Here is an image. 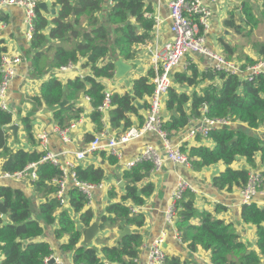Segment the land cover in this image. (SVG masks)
<instances>
[{
  "label": "trees",
  "instance_id": "16d2710c",
  "mask_svg": "<svg viewBox=\"0 0 264 264\" xmlns=\"http://www.w3.org/2000/svg\"><path fill=\"white\" fill-rule=\"evenodd\" d=\"M104 2L105 0H54L58 13L49 35L46 33L49 27L48 20L40 7L36 12L31 39V49L34 51L33 73L42 75L46 71V50H51L47 45L48 39L67 43L76 41L71 48L56 49L50 62L53 68L61 69L86 60V66H90L92 70V76L87 79L89 88L84 81L76 79L69 82L65 90L61 81L52 79L43 85L41 97L35 99L37 103H43L49 108L57 107L54 117L59 128L63 130L80 117L81 110H76L72 104H67L63 108L60 105L65 101H73L76 94L81 91L91 98L93 112L90 120L96 126V132L103 130L98 107L103 103L106 88L100 80L112 79L115 76L114 60H110L112 47L118 56L130 60L134 56L132 51L135 46L152 40L155 20L147 17L150 12L148 0H113V5L107 12ZM257 2L262 4L264 16V0H249L243 8L245 24L251 30L259 23L252 5ZM84 16L92 29L90 32L81 31L80 21ZM225 25L238 33L242 32V26L237 24L234 14ZM222 45L225 54L233 53L229 44ZM257 49L264 60V44L258 45ZM5 54L6 49L0 43V65ZM256 62L248 61L241 68L243 73L249 66L259 63ZM152 75L150 73L149 76L142 77L134 83V96L144 101L147 109L149 103L145 99L150 98L154 92ZM217 77L220 85L211 83L190 96L179 94L172 87L166 101L171 117L165 123V127L170 136L189 126L194 118L205 117L213 121L241 124L237 128L230 125L211 128L207 141L214 144L213 148L203 145L190 148L183 146L180 150L187 154L194 171H201L219 163L225 164L226 170L213 180L214 187L227 192L234 189L243 191L250 182L251 169L257 167L258 157L264 165V140L260 135L253 133V130L264 124V72L256 75L251 82L243 79L241 73L221 71L217 73ZM197 78V70L192 66L189 73L176 72L173 77L174 83L195 88L198 85ZM111 101L113 108L110 111V124L125 132L133 125L130 115L139 113L133 96L114 94ZM22 122L28 139L33 140L31 120L23 118ZM13 123V113L0 108V157L6 159L5 171L9 174L22 173L36 165L37 179L31 180V185L35 196L43 201L35 208L31 193L29 195L24 189L10 183L0 185V253L3 256L0 264H46L45 261L52 257L53 250L49 242L40 239L45 235L47 228L52 226L55 239L67 238L62 249L72 254L73 264H139L144 242L141 229L145 225V216L133 210L144 206L146 199L155 191L154 184L145 183L148 174L153 170V165L150 162H141L123 173L125 194L118 202L115 200L117 195L111 192L112 202L100 214L98 222L100 230L116 226L131 227L134 230L119 240L117 245L98 249L93 242L86 243L84 240V231L95 221V211L88 208L86 195L78 187H66L68 203L62 204L58 198L62 172L54 165L42 161L45 152L37 150L14 152L10 147L11 132L8 131V127ZM144 123L142 120L141 126ZM93 140L94 137H89L88 142ZM99 155L111 165L118 162L107 152H101ZM240 158L246 160L250 169L232 168ZM74 173L78 182L94 185H101L106 176L104 168L94 166L78 165L74 168ZM260 174L257 191L264 193V169ZM223 209L218 206L215 212ZM2 216H6V219ZM196 218L199 219L198 223L192 224ZM241 218L245 224L257 229L258 252H248L232 224L216 218L212 213L200 212L195 206L192 193L186 192L179 201L176 223L181 241L192 252H196L198 248L210 252L212 264H264V208L255 202L245 204L242 207ZM166 264L198 263L168 256Z\"/></svg>",
  "mask_w": 264,
  "mask_h": 264
},
{
  "label": "crops",
  "instance_id": "0c3cea01",
  "mask_svg": "<svg viewBox=\"0 0 264 264\" xmlns=\"http://www.w3.org/2000/svg\"><path fill=\"white\" fill-rule=\"evenodd\" d=\"M171 1L172 0H148L150 12H148L147 17L155 20L152 40L146 44L135 46L132 51L134 56L130 60L118 56L112 47L110 60H114L113 62L115 63L122 59L132 66V70L123 79H117L114 76L112 79L100 80L106 88L105 94L109 92L112 96L114 94H130L133 96V102L136 107L137 103H140V105L144 107L143 109L137 107L139 113L130 115L133 123L131 128L140 127L142 120L145 122L148 116V109L145 107L144 101L138 100L134 96V83L136 80L147 77L152 73L151 83L153 85L155 84L154 81L162 61L165 45L173 41L174 38V34L171 31L172 20L170 18L169 8ZM201 1L212 12L211 26L206 33V46L208 49L223 57L228 63L240 68L246 65L250 60L260 62L262 57L259 54L257 46L264 44V42L259 44L256 43L255 46H250L251 42L249 40L255 28L251 30V28L245 24V16L243 14L244 4L249 0ZM39 2L47 4L50 11H56L55 15H53L52 13L46 14L41 10L49 23V27L46 30L47 35H49L52 28H54L53 21L58 13V7L54 5V0H39ZM112 5L113 0H105V12H107V9ZM252 5L254 13L258 17L260 23L262 17H264L262 15V4L257 2ZM232 14L235 15L237 24L242 26L241 33L225 25ZM80 26L82 32H90L92 30L85 16L81 18ZM247 29L248 33L246 34L244 31ZM139 33H141V31H139ZM32 37L33 33L29 36L26 12L23 8L10 5L0 6V43L6 49V55L10 60L20 59V63L14 66L15 75L6 95L9 111L12 112L14 116L13 124H18L20 126L18 141L14 140L11 133L12 139L10 140V147L14 152L18 150H37L43 152L41 136L45 135L48 138L49 151L54 154H61L60 159L64 166L69 167L68 165L72 164L74 167L81 165L83 167L94 166L95 168H104L106 171L105 179L102 185L95 189L93 193V203L87 205L88 208L94 209V222H96L106 206L112 202L110 198L111 192L117 195L115 200L118 202L125 194V190L123 189L125 186L123 173L128 171L125 165L138 157L146 146H153L164 158V164L160 171L149 173L145 181V183H152L155 185L154 193L146 199L144 206L139 208L134 207V210H137L136 212H141L145 216V225L141 229L144 242L141 247L142 252L139 264H146L152 241L162 234L166 235L164 250L168 256L180 257L182 261L186 259L192 260L193 263L198 264H212L210 252L204 251L201 248H198L196 252L190 251L188 246L180 239L177 223L169 225L166 222L165 211L169 205L172 193L181 180H185L191 186L188 192L193 194L195 206L200 212L212 213L216 218L224 220L227 224H232L235 232L239 236V240L246 245L248 252H258L256 245L257 229L252 225L245 224L241 218V211L244 205L242 191L234 189L232 192H227L226 190H219L213 185L214 178L218 177L226 170L225 164L219 163L201 171H194L191 164L186 166L166 160L165 142L156 133H147L138 140L119 145L117 149L120 158L114 156L118 161L116 165H111L108 160L103 159L100 155H89L84 160H77L76 154L87 149L89 137L95 138L104 134L103 142L106 143L111 139L117 138L124 131L121 128L116 129L110 124V111L113 108L111 106L110 110L100 113L103 130L99 133L96 132V126L90 120V115L93 112L91 98L84 91H81L76 94V98L73 101H68L69 105H74L76 110L80 109L81 112L80 117L73 120L70 127L64 129L68 130L67 136L69 139L68 141H64L59 133L64 130L59 128L58 122L54 117L57 107L49 108L43 103H37L35 99L41 97L43 85L52 79L61 81L65 90L68 83L76 79L84 81L86 87L89 88L87 79L92 76V70L90 66H86V60H81L78 64L72 65L71 67H63L61 69L53 68L50 62L56 49L58 47H63L65 49L71 48L76 41L74 40L71 43H67L48 39L47 45L50 46L51 50H46V71L42 75H35L32 70V59L34 57V51L31 49ZM79 41L81 40L79 39ZM223 43L231 46L233 50L231 55L224 53ZM248 45L250 47H248ZM216 64V61L208 56L196 53L186 54L175 69L173 77L176 72L189 73V69L192 66L197 70L198 85L196 88L190 87L186 84L174 83L173 79L172 87L175 88L177 93L190 96L194 92H200L211 83L220 85L221 82L215 70ZM242 77L243 79H247L246 75ZM167 99L168 96L163 108L165 123L171 117L166 107ZM145 101L149 103V97L146 98ZM173 114L175 115L176 112H173ZM23 118H29L32 122L33 140L28 139L25 126L22 122ZM202 120L203 118H194L191 120L189 126L174 135L168 136L170 144L179 149L183 146L190 148L191 146L201 145L213 148L214 144L207 141L206 137L202 135H197L196 137L190 135L194 128H197L203 123ZM227 123V126L230 125L234 128L241 125L239 123ZM253 133L260 135L264 140V124L260 128L253 130ZM5 163L6 159L0 157V185L10 183L15 187L24 189L29 195L31 193L32 200L36 206L35 208H38L39 203L43 200L37 198L33 192L30 171L21 179L17 180L14 178L12 180H4L1 178L7 173L4 168ZM232 168L250 169V166H248L246 160L240 158L232 165ZM263 169L264 165L260 157H258L257 167L256 169H251L250 173H260ZM71 186L72 183L69 182L67 187L69 188ZM254 202L261 208H264V193H259L254 198ZM218 206L224 209L216 213L215 211ZM198 220V218L194 219L192 224H197ZM125 228H130L131 232L134 230V228L131 227L120 228L118 226L100 230L98 236L93 241V245L98 249L103 246L117 245L118 241L121 240V234ZM53 230V226L47 228L45 235L40 240L47 241L51 244L53 250L52 257L59 260L61 264H73L72 254L66 253L62 249L67 238L65 237L60 240L55 239ZM2 260L3 256L0 253V262Z\"/></svg>",
  "mask_w": 264,
  "mask_h": 264
},
{
  "label": "built area",
  "instance_id": "2783aa9c",
  "mask_svg": "<svg viewBox=\"0 0 264 264\" xmlns=\"http://www.w3.org/2000/svg\"><path fill=\"white\" fill-rule=\"evenodd\" d=\"M213 1L215 2L217 0ZM6 5L18 6L25 10L26 22L29 27V36L32 35L37 15L36 12L40 5L39 0H0V6ZM169 8L170 18L172 20L171 31L174 34V38L173 41H170L165 45L162 61L157 70L154 81V92L149 98L148 116L145 123L143 126L128 129L117 138L111 139L106 143L103 142L104 134L100 137H95L93 141L88 143V147L85 151L76 154L77 160L81 161L86 159L89 155H99L101 152H107L120 158L117 149L119 145L128 144L134 140H138L147 133H156L165 142V159L176 164L189 166L187 155L178 147H173L170 144L168 140L169 134L166 131L165 118L163 115L165 100L173 86V73L180 64L182 58L188 53L208 56L216 61L217 64L215 70L217 73L221 71H227L232 74L241 73L242 76H247L246 78L249 82L253 81L256 75L264 72V60H261L255 66H249L246 69V72L243 73L240 67L228 63L223 57L208 49L206 46V33L211 26L212 12L201 0H172L169 4ZM17 63H20V59L10 60L6 54L2 58V63L0 65V108L3 110L9 111L6 95L14 78V66ZM71 66L72 65H69L67 67ZM111 99L112 94L110 92L106 93L103 103L98 107L100 113H104L111 109ZM202 121L203 123L200 126L191 131V136L196 137L197 135H202L207 138L208 132L211 128L222 127L228 124V121H213L208 120L205 117ZM67 132L68 130L59 132L64 141L69 140ZM48 144L47 136L42 135L41 146L44 150L43 152H45L42 161L54 165L62 172V179L59 182L61 190L58 193V198L61 199L62 204L68 203V198L65 193L67 191L66 187L68 183L71 182L72 186L80 188L87 197L88 205H91L93 203V193L100 185L78 182L74 173V165L69 164V167L64 166L60 159L61 154H54L49 151ZM141 162H150L153 165L152 172L155 173L161 170L164 164V158L153 146L148 145L138 157L128 162L125 165V168L130 170ZM35 169L36 165H32L29 168V171H33L30 174L32 180L37 179ZM29 171L16 174L6 173L1 179L12 180L16 178L18 180L28 174ZM260 173H252L248 186L242 191L244 205L254 202V198L259 194L257 186L260 182ZM190 188L191 186L185 180L178 182L165 211L167 224L174 225L176 223L178 203ZM133 211L136 212L137 210ZM165 239L166 235L162 234L152 241L146 264H166L168 255L164 250ZM52 259L55 258L50 257L46 259L45 263L49 264ZM54 264H61V262L55 259Z\"/></svg>",
  "mask_w": 264,
  "mask_h": 264
},
{
  "label": "water",
  "instance_id": "95a60500",
  "mask_svg": "<svg viewBox=\"0 0 264 264\" xmlns=\"http://www.w3.org/2000/svg\"><path fill=\"white\" fill-rule=\"evenodd\" d=\"M39 7L46 14L52 13L53 15H55V13H56L55 10L50 11L48 9L47 4H45L43 2L40 3ZM240 14H241V12H240ZM114 64H115V67H116V75H115V77L117 79H123L132 70V66L130 64H127L122 59L116 61ZM134 100H135V98H134ZM67 104H68V102L65 101V102L61 103L60 107L63 108ZM137 107H139L140 109L144 108L142 105H140V103H137ZM174 113H175V111H174ZM8 130L12 133V135L14 137V140L18 141V139H19L18 135H19L20 126L18 124H12L11 126H9ZM31 172H33V171L30 170V173ZM2 217H3V219H6V216H2ZM99 231H100V225H99V222L96 221L89 228L86 229L85 235H84L85 242L86 243L93 242L96 239V237L98 236ZM130 233H131L130 228H125V230L121 234V239H123L125 236L129 235ZM54 263H55V259H52L49 264H54Z\"/></svg>",
  "mask_w": 264,
  "mask_h": 264
},
{
  "label": "rangeland",
  "instance_id": "374dc122",
  "mask_svg": "<svg viewBox=\"0 0 264 264\" xmlns=\"http://www.w3.org/2000/svg\"><path fill=\"white\" fill-rule=\"evenodd\" d=\"M254 28L255 29L253 30V34L251 36V39L249 40L251 42L250 46H252V45L255 46L256 43L259 44V43L264 42V17H262V20L260 21L259 25L257 27H254ZM244 32L247 34L248 29ZM250 46L248 45V47H250Z\"/></svg>",
  "mask_w": 264,
  "mask_h": 264
}]
</instances>
